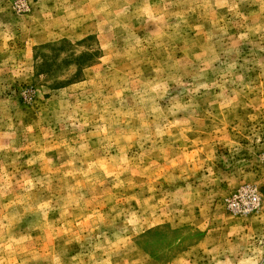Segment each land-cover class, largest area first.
I'll list each match as a JSON object with an SVG mask.
<instances>
[{"label": "rangeland", "instance_id": "1", "mask_svg": "<svg viewBox=\"0 0 264 264\" xmlns=\"http://www.w3.org/2000/svg\"><path fill=\"white\" fill-rule=\"evenodd\" d=\"M0 264H264V0H0Z\"/></svg>", "mask_w": 264, "mask_h": 264}, {"label": "built area", "instance_id": "2", "mask_svg": "<svg viewBox=\"0 0 264 264\" xmlns=\"http://www.w3.org/2000/svg\"><path fill=\"white\" fill-rule=\"evenodd\" d=\"M249 205H252V204H254V202L256 201V197L254 196V194L253 195H250V198H249Z\"/></svg>", "mask_w": 264, "mask_h": 264}]
</instances>
